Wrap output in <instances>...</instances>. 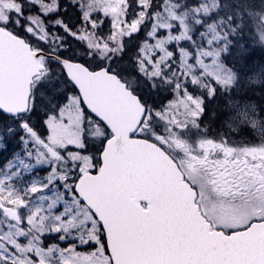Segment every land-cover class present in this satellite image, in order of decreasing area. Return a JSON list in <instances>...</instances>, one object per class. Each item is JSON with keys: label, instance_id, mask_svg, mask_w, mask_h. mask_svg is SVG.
I'll return each instance as SVG.
<instances>
[{"label": "snow or ice", "instance_id": "obj_1", "mask_svg": "<svg viewBox=\"0 0 264 264\" xmlns=\"http://www.w3.org/2000/svg\"><path fill=\"white\" fill-rule=\"evenodd\" d=\"M0 264H264V0H0Z\"/></svg>", "mask_w": 264, "mask_h": 264}]
</instances>
